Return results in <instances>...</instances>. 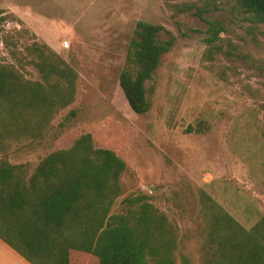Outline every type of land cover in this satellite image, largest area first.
<instances>
[{
    "label": "rangeland",
    "instance_id": "1",
    "mask_svg": "<svg viewBox=\"0 0 264 264\" xmlns=\"http://www.w3.org/2000/svg\"><path fill=\"white\" fill-rule=\"evenodd\" d=\"M182 2L202 6L207 20L224 27L222 51L208 52L206 20L171 16L168 5ZM0 11L1 34L27 30L21 51L32 41L46 43L78 75L75 100L55 115L45 143L25 141L17 160L37 161L90 133L95 147L113 150L126 164L112 212L140 190L182 230L194 229L181 223L173 194L182 189L196 200L201 189L247 229L264 213V25L215 0H0ZM138 21L162 25V40L167 31L174 37L146 82L152 93L144 114L131 110L118 82ZM0 61L13 62L1 41ZM24 72L39 79L30 65ZM187 242L198 263L196 239ZM70 258L98 264L77 250Z\"/></svg>",
    "mask_w": 264,
    "mask_h": 264
},
{
    "label": "trees",
    "instance_id": "2",
    "mask_svg": "<svg viewBox=\"0 0 264 264\" xmlns=\"http://www.w3.org/2000/svg\"><path fill=\"white\" fill-rule=\"evenodd\" d=\"M215 1L231 3L255 27L264 25V0ZM168 6L172 17L191 13L206 20L208 52L222 51L219 34L224 27L207 20L202 6L194 2ZM163 30L162 25L138 21L127 49L118 82L136 114L150 110L152 91L146 82L174 42L169 31L168 39H160ZM26 34V29L0 33L13 59L0 61L3 242L30 264H71L72 250L95 256L98 264H264V213L247 229L201 189L196 200L182 189L173 194L181 223L189 221L194 229L182 230L140 190L123 197L118 211L112 212L122 195L120 178L126 164L113 150L95 147L90 133L37 161L9 163L8 154L24 143H45L53 118L76 96V71L46 43L32 41L21 51L18 42ZM26 65L36 69L38 80L26 77ZM192 237L198 263L187 251Z\"/></svg>",
    "mask_w": 264,
    "mask_h": 264
},
{
    "label": "crops",
    "instance_id": "3",
    "mask_svg": "<svg viewBox=\"0 0 264 264\" xmlns=\"http://www.w3.org/2000/svg\"><path fill=\"white\" fill-rule=\"evenodd\" d=\"M1 157V155H0ZM9 163L15 164L25 162V159L17 160L16 153H9L7 156ZM29 161H32L29 159ZM0 264H30L22 256H20L15 250L0 239Z\"/></svg>",
    "mask_w": 264,
    "mask_h": 264
}]
</instances>
